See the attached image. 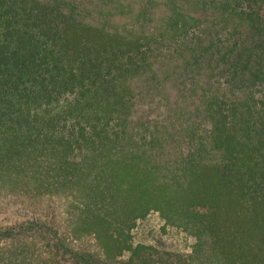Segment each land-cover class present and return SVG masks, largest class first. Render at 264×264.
<instances>
[{
	"label": "trees",
	"instance_id": "trees-1",
	"mask_svg": "<svg viewBox=\"0 0 264 264\" xmlns=\"http://www.w3.org/2000/svg\"><path fill=\"white\" fill-rule=\"evenodd\" d=\"M0 205V264H264V0H0Z\"/></svg>",
	"mask_w": 264,
	"mask_h": 264
},
{
	"label": "rangeland",
	"instance_id": "rangeland-1",
	"mask_svg": "<svg viewBox=\"0 0 264 264\" xmlns=\"http://www.w3.org/2000/svg\"><path fill=\"white\" fill-rule=\"evenodd\" d=\"M15 209L0 205V224L6 225L19 220ZM134 241L155 246L160 250L172 251L179 247V236L173 230L163 232L154 218L140 223L134 233Z\"/></svg>",
	"mask_w": 264,
	"mask_h": 264
}]
</instances>
